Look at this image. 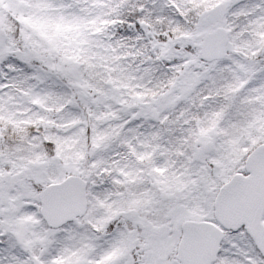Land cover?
I'll return each mask as SVG.
<instances>
[{
  "label": "snow or ice",
  "instance_id": "obj_1",
  "mask_svg": "<svg viewBox=\"0 0 264 264\" xmlns=\"http://www.w3.org/2000/svg\"><path fill=\"white\" fill-rule=\"evenodd\" d=\"M0 264H264V0H0Z\"/></svg>",
  "mask_w": 264,
  "mask_h": 264
}]
</instances>
